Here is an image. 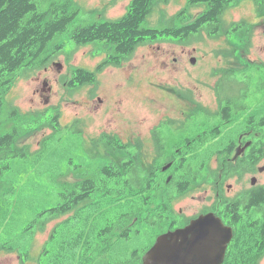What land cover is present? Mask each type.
I'll return each instance as SVG.
<instances>
[{
	"label": "rangeland",
	"instance_id": "1",
	"mask_svg": "<svg viewBox=\"0 0 264 264\" xmlns=\"http://www.w3.org/2000/svg\"><path fill=\"white\" fill-rule=\"evenodd\" d=\"M58 1H69L71 7L78 9L75 18L68 24V31L107 19L116 20L125 13L130 3V0ZM254 2L237 0L222 16L224 23L245 20L249 22V28L234 30L229 26L226 28L227 35L217 34L213 37L202 32L200 36L187 39L185 44L179 43L176 37L148 41L139 45L128 60L119 65L104 66L97 72L95 83L73 90L67 87V80L72 73L80 68L90 73L95 72L102 64L92 71L94 66L106 54L112 59L114 50L105 42L93 41L77 45L66 33L55 36L49 42L47 53L41 57L44 65L39 69L24 68L18 71L6 91L4 111L0 115V135L11 130L17 120L26 119L29 121V130L19 138L16 150L27 145L31 151H35L40 148L41 139L52 132L50 128H44L42 123L50 115L59 112L58 124L61 128L57 129L56 135L60 141L56 149L47 153L3 158L0 162V213L6 210L18 213L25 224L37 213L56 205L60 199L58 194L66 184H83L102 162L108 167V161L117 165L125 162L131 157L130 151L135 153L134 144L137 140V148L142 150L138 161L140 166L145 170L152 164H160L161 161L153 159L154 141L150 135L153 125L165 118H184L188 121L197 117L195 119L203 120L204 113L199 107L206 108V111L214 115L217 97L215 92L218 89L223 91L226 86L237 87V91L249 94L247 106L250 113L253 108L264 110V15L260 16L257 12L258 4ZM186 4L187 0H169L168 4L157 2L154 11L142 24L143 27L160 31L173 25L170 21ZM201 11L200 7H192L188 10L191 15L185 12L181 16L186 19V16L193 17ZM174 22L180 24L176 19ZM248 31H251L250 41L245 49ZM230 67L235 72L252 67L260 68L257 73H234L231 80L224 75L225 70ZM44 80L51 87L49 92L43 90ZM14 109L17 111L16 118L10 115ZM263 110L259 114H252L253 117L262 116ZM75 119L83 122L80 133L72 132L69 126H64ZM205 124L207 121L202 124L203 129ZM200 128H192L189 124L187 129L192 135H197L195 131ZM104 132L121 138L127 143L124 147L127 150L81 163L79 157L87 159L84 157L88 154L90 140ZM259 134L258 137H261ZM118 138L115 139L118 141ZM211 167H215V162L211 163ZM257 168L261 172L256 175L264 183V158ZM215 175L210 170L205 172L202 179L191 184L183 195L172 199V220L180 214L187 218L196 214L205 204L215 201ZM251 176L241 179V183L249 186ZM233 183L230 180L225 184L228 186ZM136 191H140V186L136 187ZM151 199L147 205L146 217L154 227L156 222V230L160 233L165 230L170 219L161 221L160 214L161 203L167 204L168 199L164 193H157L155 199ZM66 217L67 215L49 221L43 231L37 229L33 232L29 244L22 243L20 246L15 240L18 235L8 234L1 229L0 241L5 245L18 246V249L11 252L0 251V264H38L40 257H48V250L53 251L52 248L56 246L47 242L52 229ZM135 221L137 214L133 224ZM184 223L185 221L182 222ZM141 245L138 238L131 237L126 242H121L114 255L130 257L133 251L141 250Z\"/></svg>",
	"mask_w": 264,
	"mask_h": 264
},
{
	"label": "trees",
	"instance_id": "2",
	"mask_svg": "<svg viewBox=\"0 0 264 264\" xmlns=\"http://www.w3.org/2000/svg\"><path fill=\"white\" fill-rule=\"evenodd\" d=\"M236 1L187 0V4L182 11L173 18V21H170L173 22V25L170 24L163 30L158 31L145 28L142 24L154 11L153 8L157 2L168 4L169 0H130L127 10L120 18L78 26L68 31V24L78 12L77 8L71 7L69 1L0 0V115L4 111V95L15 79L16 73L24 68H41L44 65V59H41V57L47 53L49 42L59 34H68L69 38L77 45L99 41L111 45L114 50L111 55L112 60L102 64L95 71L96 73L87 72L86 69L82 68L72 73L68 81V87L72 85L82 86L95 83L97 72L105 65H119L122 61L128 60L139 45L148 41L160 39L161 37H165V39L176 37L179 39V43L185 44L187 39L200 36L202 32L213 37L217 34L227 35L226 28L229 26L234 30L249 28L250 24L245 20L231 21L230 23H224L223 21V14ZM254 1L258 4L257 12L260 16H263L264 2ZM192 7H200L202 11L196 16L188 18L186 16L187 20L184 19L181 14L188 12ZM187 14L191 15L190 12ZM175 19L180 24H176ZM226 24L229 25L226 26ZM250 34L251 31H248L245 49L249 45ZM114 55L117 56L113 58ZM258 68L260 67L235 72V69L230 67L225 70L224 75L232 80L234 73H257ZM243 69H245V66H243ZM236 88L226 86L225 90L220 91L218 89L216 91L220 106L218 116L221 119L219 125L221 132H225V128L238 118H244L247 124L255 125V131L264 134V113L259 117H253L252 115L259 114L263 108H253L250 113L246 105L249 94L244 91H237ZM227 89L228 91H226ZM199 108L203 110V119L207 120L214 117L205 110L206 108ZM10 115L16 118L17 111L14 109L10 112ZM50 116L46 118L42 125L44 128H50L52 132L41 139L40 148L35 151H31L27 145L16 150L19 138L28 133V120H17L11 130L1 134L0 162L3 158L25 157L41 152L47 153L56 149L60 141V138L56 135L57 129L61 128L58 124L59 112ZM195 118L197 117L191 119ZM82 124L81 120L76 119L68 126L72 132L80 133ZM202 124L203 122L190 123L192 128L201 127L195 131L201 136L199 138H196V135L191 137L194 140L189 145L188 152L185 153V155H189L190 163L189 165L186 163L181 164V166L189 168V171L184 172L187 176H190L189 172L191 174L198 172L203 161L209 158V152H213L218 147L221 150L224 143L228 141L232 145L233 140L237 138V130L235 135L227 138L228 141H226L223 133L209 130V128L203 129ZM177 132L180 133L171 127L166 130V133L173 136ZM90 141L91 145L88 151H93V154H91L93 160L100 158V156L114 155L117 151L125 152L127 150V148L116 146L118 141L112 134L107 137V133H101ZM100 144H103L102 148L98 147ZM262 145H264V141L260 139L254 142L253 148H264ZM129 154H131V157L127 158L125 162L122 161L120 165L108 161V167L102 162L100 167L94 168L92 176L83 184L74 186L66 184L67 186L58 194L60 199L56 205L37 213L33 219L25 224L22 223V218L18 216V213L13 214L8 210L0 213V232L2 229L8 234L18 235L15 240L19 246L22 243L29 244L35 230L43 231L49 221L67 215L65 219L54 226L47 241L56 246L52 248L53 251L48 250V257H40L37 260L38 264H141V256L147 248L143 239L147 229L141 231L136 228L133 222L140 194L139 191H136V187L140 186L143 179H141L139 172L133 165L131 151ZM219 156L221 160L228 158L227 155L219 154ZM79 158L81 163L87 161V159L82 160L83 157ZM176 174L181 175L182 172L177 170ZM172 182H175V179ZM177 183L178 181L173 183L172 186ZM162 184L163 177L151 180L150 175H147L142 193H144V199L148 203L153 196V191L159 189ZM261 194L260 192L256 193L255 198L260 200L262 198ZM146 222L149 225V222ZM260 229L262 228L260 227ZM131 237L138 238L142 244L141 250L133 251L131 256L127 258H122L120 255L115 256V251L121 246V242H126ZM248 245L244 244V247ZM233 248L234 245L231 243L222 264H258L264 256V250L253 251L252 248H248V252L237 253ZM17 249L18 246L5 245L0 241V251L11 252ZM24 255L27 256V253L24 252Z\"/></svg>",
	"mask_w": 264,
	"mask_h": 264
},
{
	"label": "flooded vegetation",
	"instance_id": "3",
	"mask_svg": "<svg viewBox=\"0 0 264 264\" xmlns=\"http://www.w3.org/2000/svg\"><path fill=\"white\" fill-rule=\"evenodd\" d=\"M149 44V43H148ZM146 44V45H148ZM145 46V45H144ZM112 60L106 54V57L102 59L99 63L94 66V71L100 64H104L107 61ZM175 60V59H174ZM60 72V71H59ZM103 73V72H100ZM47 81H43V90L49 92L51 87L47 86ZM78 86L72 85L70 89H75ZM217 95V92H215ZM249 102H246L248 105ZM220 106L218 103V96L216 97V113L211 119H188L184 118H165L159 123L153 125L150 131L152 140L154 141L153 149L154 155L153 159L161 161L160 164H152L145 170L139 164V156L142 150H139L138 140L134 144V149L136 153H133V165L139 172L142 180V185H140V194L136 205L137 221H135L136 228L141 231L147 229L144 235V245L147 246L146 250L156 241L157 236L175 229L183 228L187 226L192 220H195L199 216L213 215V217L221 220L225 228H229L231 231V238L227 245L225 254L228 250L229 245L232 243L234 245L235 251L237 253L248 252V248H252L253 251L264 250V183L259 181L257 172H261L260 168H257L259 162L264 158V148L254 149V142L262 139L264 141V134H259L255 131V125H250L246 123L244 118H238L236 121L231 123L225 128V132H221L219 125L221 124L220 117ZM229 120V119H228ZM192 122L198 123L207 121L205 128L213 130L216 132H221L227 138L234 136L236 130L238 132L237 138L233 140V144L229 141L224 143L223 148L219 150V147L213 152H209V158L203 161L198 172L191 174L190 176L185 175V171H189V168L181 166V164L190 163L189 155L185 153L189 150V145L194 139H191L192 135L188 131V126ZM213 122V124H211ZM211 125V126H210ZM168 127L179 131L175 136L166 133ZM219 133V134H221ZM262 135L261 137H258ZM107 133V137H109ZM201 135L197 134L196 138ZM114 138H118L114 136ZM216 140V139H215ZM176 143L174 144V142ZM127 143L118 138L116 146L125 147ZM264 146V145H262ZM99 148L103 147V144L98 145ZM220 155H227L228 158L221 160ZM93 151L88 152L87 160H93L91 157ZM100 159V158H98ZM215 162V167H211V163ZM179 170L182 172L181 175H177L176 172ZM215 172L214 182V200L211 203L205 204L196 214L188 216L185 218L182 214L179 216L175 215L174 220H172V215L174 213L172 209V199L176 196L183 195L193 183H197L205 175L207 171ZM256 171V172H255ZM150 175L151 180L163 177V184L159 189L153 191L152 200L155 199L157 193H164L167 196L168 203H161L160 212L162 220L169 219L168 225L165 230L158 233L153 226L151 220L146 217L148 202L144 199V193H142V187L144 186L147 175ZM177 175V176H176ZM252 175L249 181V186L241 183V179L246 176ZM178 183L172 186V180ZM233 180L232 185L226 186V182ZM262 193L261 199L257 200L255 198L256 193ZM164 218V219H163ZM149 222V225L147 222ZM185 221L184 224L182 222ZM260 227L262 229H260ZM149 242V243H148ZM148 244V245H147ZM244 244H249L244 247ZM233 248V249H234ZM144 251V253L146 252ZM143 253V254H144ZM141 257V263H142ZM264 261V256L259 260L258 264H262ZM222 264V263H221Z\"/></svg>",
	"mask_w": 264,
	"mask_h": 264
},
{
	"label": "water",
	"instance_id": "4",
	"mask_svg": "<svg viewBox=\"0 0 264 264\" xmlns=\"http://www.w3.org/2000/svg\"><path fill=\"white\" fill-rule=\"evenodd\" d=\"M230 235L220 219L199 216L183 228L159 235L141 264H221Z\"/></svg>",
	"mask_w": 264,
	"mask_h": 264
}]
</instances>
